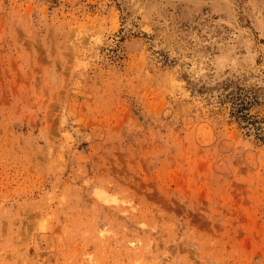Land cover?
Segmentation results:
<instances>
[{"label": "rangeland", "instance_id": "374dc122", "mask_svg": "<svg viewBox=\"0 0 264 264\" xmlns=\"http://www.w3.org/2000/svg\"><path fill=\"white\" fill-rule=\"evenodd\" d=\"M0 264H264V0H0Z\"/></svg>", "mask_w": 264, "mask_h": 264}]
</instances>
